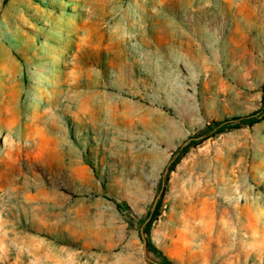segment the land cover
I'll return each instance as SVG.
<instances>
[{
	"label": "rangeland",
	"instance_id": "374dc122",
	"mask_svg": "<svg viewBox=\"0 0 264 264\" xmlns=\"http://www.w3.org/2000/svg\"><path fill=\"white\" fill-rule=\"evenodd\" d=\"M263 85L264 0H0V264H264Z\"/></svg>",
	"mask_w": 264,
	"mask_h": 264
},
{
	"label": "trees",
	"instance_id": "16d2710c",
	"mask_svg": "<svg viewBox=\"0 0 264 264\" xmlns=\"http://www.w3.org/2000/svg\"><path fill=\"white\" fill-rule=\"evenodd\" d=\"M263 90H264V85H263ZM263 99H264V94H263ZM263 118H264V112L260 113V115L258 113H253L247 116L232 117L230 119H225L223 121L214 122L212 125H209L208 129L213 134H215V133L223 131L228 125L232 123H238V122L239 123H256L262 120ZM117 206L121 208V205L119 203H117ZM156 214H157V210L155 209L147 213L146 219L142 220L141 222V224L144 225V229L147 225V221L149 222L150 220H152V218H154ZM144 233H147V230L144 231ZM160 264H176V263L168 259L167 257H163L162 263Z\"/></svg>",
	"mask_w": 264,
	"mask_h": 264
},
{
	"label": "water",
	"instance_id": "95a60500",
	"mask_svg": "<svg viewBox=\"0 0 264 264\" xmlns=\"http://www.w3.org/2000/svg\"><path fill=\"white\" fill-rule=\"evenodd\" d=\"M142 238L144 240V252L147 253V237L144 232L142 233Z\"/></svg>",
	"mask_w": 264,
	"mask_h": 264
}]
</instances>
